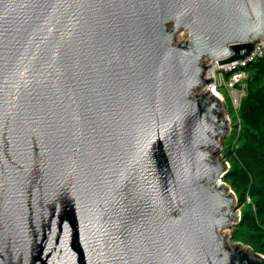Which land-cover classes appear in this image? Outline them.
<instances>
[{
  "label": "water",
  "instance_id": "1",
  "mask_svg": "<svg viewBox=\"0 0 264 264\" xmlns=\"http://www.w3.org/2000/svg\"><path fill=\"white\" fill-rule=\"evenodd\" d=\"M258 42L264 0H0V264H264L193 95Z\"/></svg>",
  "mask_w": 264,
  "mask_h": 264
},
{
  "label": "trees",
  "instance_id": "2",
  "mask_svg": "<svg viewBox=\"0 0 264 264\" xmlns=\"http://www.w3.org/2000/svg\"><path fill=\"white\" fill-rule=\"evenodd\" d=\"M247 70V91L238 110L241 131L236 142L229 144H237V156H229L224 181L245 205L234 236L264 256V59Z\"/></svg>",
  "mask_w": 264,
  "mask_h": 264
},
{
  "label": "built area",
  "instance_id": "3",
  "mask_svg": "<svg viewBox=\"0 0 264 264\" xmlns=\"http://www.w3.org/2000/svg\"><path fill=\"white\" fill-rule=\"evenodd\" d=\"M262 59H264V43L258 42L255 44L251 53L244 60H239L223 66H218L216 62L212 61H207L205 64L203 78L207 81L210 80V82L208 85L200 88L199 90L204 91V93H206L209 97L212 95L218 100V111L221 114L222 119H224L227 123L228 134L232 128L230 122L231 118H229V112L225 113L223 110L225 98L220 93V90L225 89L229 93L230 98L234 101L232 107L237 113L242 97L241 95H243L246 87V81L248 79L246 69L253 63ZM222 111L225 114H223Z\"/></svg>",
  "mask_w": 264,
  "mask_h": 264
},
{
  "label": "rangeland",
  "instance_id": "4",
  "mask_svg": "<svg viewBox=\"0 0 264 264\" xmlns=\"http://www.w3.org/2000/svg\"><path fill=\"white\" fill-rule=\"evenodd\" d=\"M187 39H188L187 34L185 32H183V31H180V32H178V34L174 38V44L186 42ZM246 72L248 74V70L247 69H246ZM198 91H199L198 93H201V90H198ZM246 91H247V86L244 89L243 95H241L242 97H241V100H240V103H239V107H240V104H241V101H242L243 97L246 94ZM220 93L225 98V103H224V106H223V110H224L225 113L229 112V114H230L229 118H231L230 122H231L232 128H231L230 133L229 134L227 133V135L223 137L224 139H222V140H220L218 142L220 146H219L218 149L214 150L215 154L213 155L212 159L213 160L217 159V160H220L221 162L225 163V165H226V173L224 175H222V178L219 180L218 183L227 191V193L234 194V192L230 188V186L224 181V178H225V175L227 174V172L229 171V164H230L229 156H231V157L237 156V154L234 153V149L237 147V144H236V147H235V145H233L231 147V146H229V144H230L231 140H233V142H236L237 137L240 135L241 120H240V118L238 116L239 112L236 113L234 108L232 107L234 101L230 98L229 93L225 89H221ZM224 112H223V114H225ZM235 199H236V201H235V204H234V212L233 213L237 214V222L229 224V226L222 231L221 235L224 238V244L227 247L238 246L242 250H249L251 254H255V255H258V256H261V257L264 258L263 255L253 252V250L251 249V247L249 245L245 244L241 240H238L234 236V230L237 227V225L240 223L241 213H243V211L245 209V205L240 203L237 200V198H235ZM246 200L249 201L248 197H246Z\"/></svg>",
  "mask_w": 264,
  "mask_h": 264
},
{
  "label": "bare ground",
  "instance_id": "5",
  "mask_svg": "<svg viewBox=\"0 0 264 264\" xmlns=\"http://www.w3.org/2000/svg\"><path fill=\"white\" fill-rule=\"evenodd\" d=\"M199 90V89H198ZM198 90H196L195 92H194V94L193 95H196V94H199V95H203V94H205L204 93V91H201V93H198L199 91ZM207 95V94H206ZM198 96V95H197ZM208 96V95H207ZM211 97H212V99H214V100H216V102H217V106H218V100L217 99H215L212 95H210ZM209 97V96H208ZM210 97V98H211ZM223 121H224V119H222ZM219 139H217V141H216V144L217 145H219ZM218 149V148H217ZM214 150H216L214 147L213 148H211V151H212V153H213V155H214ZM213 157V156H212Z\"/></svg>",
  "mask_w": 264,
  "mask_h": 264
}]
</instances>
